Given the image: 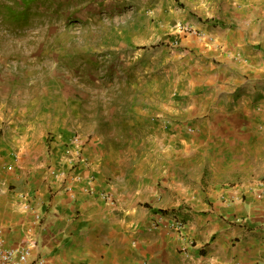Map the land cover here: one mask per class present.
Instances as JSON below:
<instances>
[{"label":"crops","instance_id":"1","mask_svg":"<svg viewBox=\"0 0 264 264\" xmlns=\"http://www.w3.org/2000/svg\"><path fill=\"white\" fill-rule=\"evenodd\" d=\"M178 1L199 36L181 54L169 124L179 138L185 126L209 134L203 144L217 158L199 164L204 197L159 203L181 194L178 172L165 171L169 190L146 189L145 176L106 169L78 139L60 134L42 152L2 133L0 248L34 242L29 264H264V0ZM203 102L214 110L200 111ZM184 155L172 157L194 158ZM159 164L149 179L167 169ZM194 167L182 174L190 191ZM160 214L182 218L184 232L148 231Z\"/></svg>","mask_w":264,"mask_h":264},{"label":"rangeland","instance_id":"2","mask_svg":"<svg viewBox=\"0 0 264 264\" xmlns=\"http://www.w3.org/2000/svg\"><path fill=\"white\" fill-rule=\"evenodd\" d=\"M183 8L178 0H0V134L42 152L60 134L78 139L106 169L145 176L146 189L169 190L164 173L178 172L181 194L162 193L159 203L204 197L195 194L199 164L217 158L204 147L209 134L185 126L179 138L169 124L181 54L199 36ZM207 104L200 111L214 110ZM177 153L194 158L177 161ZM155 162L167 166L157 181L149 179ZM189 162L191 191L182 175Z\"/></svg>","mask_w":264,"mask_h":264},{"label":"built area","instance_id":"3","mask_svg":"<svg viewBox=\"0 0 264 264\" xmlns=\"http://www.w3.org/2000/svg\"><path fill=\"white\" fill-rule=\"evenodd\" d=\"M190 30L193 33H196V31L192 29ZM185 226L186 224L182 218L171 217L170 219H168V217H166L165 215L160 214L155 217L153 222L150 224L148 231H156L162 227L166 230L182 234L185 230ZM34 247V242L27 241L16 249L0 248V264H29V257Z\"/></svg>","mask_w":264,"mask_h":264}]
</instances>
